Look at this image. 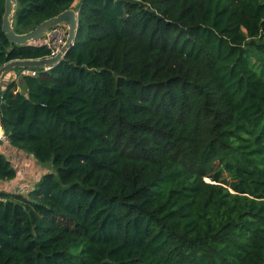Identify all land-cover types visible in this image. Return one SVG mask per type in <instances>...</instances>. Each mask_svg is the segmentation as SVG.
<instances>
[{"label": "trees", "instance_id": "trees-1", "mask_svg": "<svg viewBox=\"0 0 264 264\" xmlns=\"http://www.w3.org/2000/svg\"><path fill=\"white\" fill-rule=\"evenodd\" d=\"M4 1L0 66L47 56L8 40ZM17 5L18 33L79 24L56 65L2 78L5 139L50 167L0 192V264H264V0Z\"/></svg>", "mask_w": 264, "mask_h": 264}, {"label": "water", "instance_id": "water-1", "mask_svg": "<svg viewBox=\"0 0 264 264\" xmlns=\"http://www.w3.org/2000/svg\"><path fill=\"white\" fill-rule=\"evenodd\" d=\"M17 6V0L4 1L2 30L9 41L18 45H23L30 41L43 38L50 29L55 28L60 24H63L66 28V37L59 52L53 56H45L35 59H14L0 66V104L2 78L4 74L14 68H40L46 70L53 67L64 57L67 50L73 44L79 24L78 10H76L74 7H70L61 11L55 16L41 21L34 28L26 32L18 33L14 30V18L17 11Z\"/></svg>", "mask_w": 264, "mask_h": 264}, {"label": "crops", "instance_id": "crops-1", "mask_svg": "<svg viewBox=\"0 0 264 264\" xmlns=\"http://www.w3.org/2000/svg\"><path fill=\"white\" fill-rule=\"evenodd\" d=\"M9 81L6 78L2 81V86ZM0 152H2L12 163L16 175L10 180H0V192H17L27 194L38 181L43 172L49 169L48 164L37 162L32 154L12 147L8 141L3 138V131L0 128ZM37 168V169H36Z\"/></svg>", "mask_w": 264, "mask_h": 264}, {"label": "built area", "instance_id": "built-area-1", "mask_svg": "<svg viewBox=\"0 0 264 264\" xmlns=\"http://www.w3.org/2000/svg\"><path fill=\"white\" fill-rule=\"evenodd\" d=\"M66 37V28L63 24L58 25L55 28L50 29L47 34L42 38L43 44L48 50L47 56H53L59 52L61 45ZM35 75L36 71L31 68H20L19 75ZM3 138L4 135H3Z\"/></svg>", "mask_w": 264, "mask_h": 264}, {"label": "rangeland", "instance_id": "rangeland-1", "mask_svg": "<svg viewBox=\"0 0 264 264\" xmlns=\"http://www.w3.org/2000/svg\"><path fill=\"white\" fill-rule=\"evenodd\" d=\"M10 71H14L13 69L12 70H10ZM49 165V167H50V164H48ZM37 169V168H36Z\"/></svg>", "mask_w": 264, "mask_h": 264}]
</instances>
